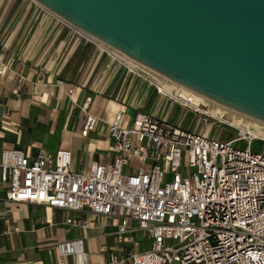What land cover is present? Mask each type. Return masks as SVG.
Returning <instances> with one entry per match:
<instances>
[{
  "label": "built area",
  "instance_id": "built-area-1",
  "mask_svg": "<svg viewBox=\"0 0 264 264\" xmlns=\"http://www.w3.org/2000/svg\"><path fill=\"white\" fill-rule=\"evenodd\" d=\"M37 4V3H36ZM48 15L76 30L95 52L111 50L37 4ZM110 62L104 67L109 68ZM133 71L121 59L117 60ZM143 76V75H141ZM145 77V76H144ZM23 79L18 76V82ZM150 80L160 98L169 101L165 115L136 112L129 123L117 111L107 123L112 156L91 161L86 171L70 169L68 149L30 157L18 148L0 151V183L13 203H35L78 215L63 223L87 228L85 215L115 220L114 233L124 237L145 233L149 246L128 253V264H264V137L234 133L225 138L213 123L186 121L189 105L176 91L170 93ZM59 88L64 83L56 81ZM74 85L65 88L71 94ZM90 96L80 105L84 115L79 131L94 129L97 117L87 111ZM174 105L180 113L168 120ZM192 124V125H191ZM253 140L263 143L253 151ZM135 141L137 145L131 146ZM245 142L243 146L236 143ZM132 157L135 159L132 163ZM124 167L132 170L125 172ZM63 264H88L79 237L53 243ZM113 254L107 264H120Z\"/></svg>",
  "mask_w": 264,
  "mask_h": 264
},
{
  "label": "crops",
  "instance_id": "crops-1",
  "mask_svg": "<svg viewBox=\"0 0 264 264\" xmlns=\"http://www.w3.org/2000/svg\"><path fill=\"white\" fill-rule=\"evenodd\" d=\"M105 63L101 53L88 50L73 29L33 0H0V151L18 148L33 157L68 149L70 169L86 171L91 161L111 158L106 128L117 111L127 123L136 112L165 115L169 101L159 97L147 77L118 62L111 61L109 68ZM18 76L23 77L20 82ZM70 85L74 87L67 94ZM86 96L87 111L97 122L81 136L80 105ZM179 113L174 105L168 120L175 122ZM5 190L0 183V264H59L53 243L74 237L82 238L88 264H107L110 254L128 264L129 252L149 246L141 231L117 237L115 220L88 214L89 227H71L63 220L78 213L13 203L5 199ZM63 264H72L70 257Z\"/></svg>",
  "mask_w": 264,
  "mask_h": 264
},
{
  "label": "water",
  "instance_id": "water-1",
  "mask_svg": "<svg viewBox=\"0 0 264 264\" xmlns=\"http://www.w3.org/2000/svg\"><path fill=\"white\" fill-rule=\"evenodd\" d=\"M177 84L264 123V0H33Z\"/></svg>",
  "mask_w": 264,
  "mask_h": 264
},
{
  "label": "bare ground",
  "instance_id": "bare-ground-1",
  "mask_svg": "<svg viewBox=\"0 0 264 264\" xmlns=\"http://www.w3.org/2000/svg\"><path fill=\"white\" fill-rule=\"evenodd\" d=\"M99 44L106 47L107 49L113 51V53L119 55L124 60L133 64L134 66L140 68L141 70L149 73L153 79L157 80L161 84V88L173 86L174 88L179 89L181 92V96H183L190 103L197 105L198 103L205 104L207 106L208 112L212 116H219L231 124H243L246 126L247 130L251 135L264 137V123H261L253 118H250L244 114H241L235 110H232L224 105H221L215 101H212L204 96H201L179 84L176 82L156 73L155 71L145 67L139 62L131 59L130 57L124 55L123 53L117 51L116 49L106 45L105 43L96 40Z\"/></svg>",
  "mask_w": 264,
  "mask_h": 264
},
{
  "label": "rangeland",
  "instance_id": "rangeland-1",
  "mask_svg": "<svg viewBox=\"0 0 264 264\" xmlns=\"http://www.w3.org/2000/svg\"><path fill=\"white\" fill-rule=\"evenodd\" d=\"M73 29V28H71ZM74 30V29H73ZM76 31V30H74ZM77 36L80 37V39L84 40L82 38V36L76 34ZM85 41V40H84ZM86 48L88 50H91V49H96L95 48V43L93 41H86ZM113 53V51H111ZM102 56H104L106 58V63H108L109 61H113V63L117 62V60L121 59L123 60L127 65L128 67H130L133 71H136L137 73H140L141 75L151 79L152 81H154L155 83H157L159 85V87L161 88V84L152 78V76L141 70L140 68L134 66L133 64L129 63L128 61L124 60L123 58H121L119 55L113 53H109L108 56H106L104 53H102ZM161 89H164V90H167L169 91L170 93L173 94L174 91H176L175 93H178V92H181L179 89L177 88H174L173 86H168V87H165V88H161ZM181 94V93H180ZM176 115V112L174 111V116ZM177 116V115H176ZM186 121L190 122L192 124L195 123V121L197 119H199L198 117L201 116L200 118H205V120L207 121V123H210L212 122L213 123V128L216 129V132H220L222 135H225V138H231L233 136L234 133H242L244 134L245 136H250L251 133H249V131L247 130L246 126L243 125V124H231L230 122L226 121L225 119L219 117V116H212L209 112H208V109H207V106L205 104H202V103H198L197 105H189V109H188V112H187V115H186ZM201 119H199L200 121ZM172 121V120H171ZM191 124V125H192ZM245 144V142H241V143H236L235 145H238V146H243ZM137 145V143L135 141H133L131 143V146H135ZM263 147V143L259 140H253L250 144V148L251 150L253 151H260ZM108 148L110 149V152H112V149H111V143H109L108 145ZM135 159L132 157V159L130 160V162L132 163Z\"/></svg>",
  "mask_w": 264,
  "mask_h": 264
}]
</instances>
